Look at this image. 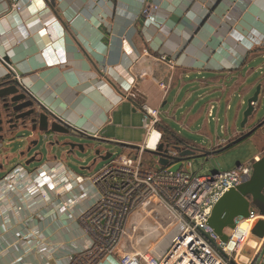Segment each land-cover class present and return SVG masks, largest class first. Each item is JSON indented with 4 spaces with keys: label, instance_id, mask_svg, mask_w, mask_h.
I'll list each match as a JSON object with an SVG mask.
<instances>
[{
    "label": "crops",
    "instance_id": "obj_1",
    "mask_svg": "<svg viewBox=\"0 0 264 264\" xmlns=\"http://www.w3.org/2000/svg\"><path fill=\"white\" fill-rule=\"evenodd\" d=\"M15 2L21 10H11ZM146 2L158 6L151 20L140 17ZM1 58L46 111L102 154L108 144L133 154L148 141L143 104L159 111L165 143L216 154L247 141L246 163L264 153V125L235 141L264 119V0H0V76ZM69 159L40 165L59 184L46 189L47 199L0 186V264H67L71 255L69 264L94 263L82 253L88 238L78 216L95 199L86 178L99 159H82V171ZM19 162L7 163L0 179ZM252 229L236 264H264V236ZM94 264L119 262L108 256Z\"/></svg>",
    "mask_w": 264,
    "mask_h": 264
},
{
    "label": "built area",
    "instance_id": "obj_2",
    "mask_svg": "<svg viewBox=\"0 0 264 264\" xmlns=\"http://www.w3.org/2000/svg\"><path fill=\"white\" fill-rule=\"evenodd\" d=\"M10 7L17 11L22 8L17 2ZM157 8L156 4L146 2L140 17L153 19ZM157 59L171 69L175 67L174 61L165 55ZM15 77L20 80L17 74ZM159 86L164 91L168 88L164 82H159ZM135 89V85L130 88ZM129 95L135 97V92L130 91ZM142 109L148 141L133 154L111 155L100 169L86 178L95 199L78 216L88 238L82 253L94 258V263L115 256L119 264H232L257 216L251 212L249 218L238 219L236 227L228 229L226 242L208 225V218L226 191L249 179L252 162L227 171L198 175L190 170L192 161L186 159L173 172L169 167L176 163L174 159L179 157V151L167 147L162 140L158 129L159 111L147 104H143ZM155 130L158 138L151 148L149 138ZM160 143L167 148L161 153L170 165L162 166L158 161L160 155H153L155 165L147 167L144 155L157 151ZM52 179L42 167L29 172L22 165H16L0 179V186L12 183L11 188L19 193L24 190L47 199L46 189L53 192L59 189L58 182ZM134 214L138 219L131 222ZM243 221H246V229L239 228ZM73 260V255L68 256L67 264Z\"/></svg>",
    "mask_w": 264,
    "mask_h": 264
},
{
    "label": "water",
    "instance_id": "obj_3",
    "mask_svg": "<svg viewBox=\"0 0 264 264\" xmlns=\"http://www.w3.org/2000/svg\"><path fill=\"white\" fill-rule=\"evenodd\" d=\"M1 61L5 63L7 72L0 76V115L3 113L11 115V120L16 123L0 127V157L2 160L0 171L10 161L19 160L21 162L15 163L12 168L22 165L29 172H33L49 158L55 161L67 158L77 159L79 153L84 154L86 151L93 155V161L97 159L106 161L110 158L112 153L109 151L102 154V149L99 147L89 143L85 147L83 144L74 142L73 138H83L84 135L60 118L53 116L51 112L46 111L43 103L37 100L29 88L15 77L12 67L6 62L7 59H1ZM260 90L259 85L253 96L248 99L241 122L242 126L252 114L255 104L258 103ZM27 108L28 110H25ZM262 125H264V119L258 122L250 132L235 141L243 140ZM173 148L179 151V157L174 159L176 163L169 167L173 172H176L181 167L182 161L188 158L208 156L212 153L182 142L179 145L173 144ZM163 150L167 151V148L160 143L157 151L150 152L155 156L160 155L159 164L169 166L168 158L162 156ZM33 163H36V166L29 168ZM251 212L264 216V153L258 160L252 161L249 179L237 188L226 191L216 202L208 218V225L222 242H226L228 238L226 230L234 229L237 219H247ZM252 233L260 238L264 236V220L258 219L255 222ZM232 264L236 263L232 261Z\"/></svg>",
    "mask_w": 264,
    "mask_h": 264
},
{
    "label": "rangeland",
    "instance_id": "obj_4",
    "mask_svg": "<svg viewBox=\"0 0 264 264\" xmlns=\"http://www.w3.org/2000/svg\"><path fill=\"white\" fill-rule=\"evenodd\" d=\"M263 106V105H262ZM262 116L264 114V107H261ZM161 117V115H159ZM83 138H73V141L79 144L87 143ZM104 149H107L113 156L121 154L122 150L119 146H114V144H108L107 146H103ZM249 145L247 141H243L239 145L234 146L233 148L221 152V153H213L208 156L203 157H194L191 159L193 162L192 170L194 173L198 175H204L208 173H212L215 170H231L236 167V161H239L241 164L246 163L248 159H250L251 151L249 149ZM84 159L85 161L89 162L93 160V155H90L89 151H86L84 154L79 153L78 158L69 159L71 167L75 171H82L81 169V161ZM105 164V161L99 160L96 165L95 169H100ZM144 164L147 167H153L154 160L151 158L149 153H146L144 157ZM36 163L30 165L29 168L35 167ZM5 173L4 170L0 172V177ZM138 219L137 214L133 215L131 218V222H134ZM244 244V243H243Z\"/></svg>",
    "mask_w": 264,
    "mask_h": 264
},
{
    "label": "flooded vegetation",
    "instance_id": "obj_5",
    "mask_svg": "<svg viewBox=\"0 0 264 264\" xmlns=\"http://www.w3.org/2000/svg\"><path fill=\"white\" fill-rule=\"evenodd\" d=\"M25 110H28V108ZM25 110H23V111H25ZM11 118H12V116L7 115L6 113H3L2 115H0V120H1L0 127H6L9 125L15 124L16 122L14 120H11ZM9 120H11V121H9ZM167 144L173 148V143L168 141Z\"/></svg>",
    "mask_w": 264,
    "mask_h": 264
},
{
    "label": "bare ground",
    "instance_id": "obj_6",
    "mask_svg": "<svg viewBox=\"0 0 264 264\" xmlns=\"http://www.w3.org/2000/svg\"><path fill=\"white\" fill-rule=\"evenodd\" d=\"M152 134L153 135H151V136L153 137V139H154L155 142L153 143V145L151 146V148H153L155 146L156 140L158 138V131L155 130ZM246 227H247L246 221L241 222V224L239 225V228L240 229H246Z\"/></svg>",
    "mask_w": 264,
    "mask_h": 264
},
{
    "label": "trees",
    "instance_id": "obj_7",
    "mask_svg": "<svg viewBox=\"0 0 264 264\" xmlns=\"http://www.w3.org/2000/svg\"><path fill=\"white\" fill-rule=\"evenodd\" d=\"M158 129H159V127H158ZM162 140H163V138H162ZM176 142V141H175ZM150 152V151H149Z\"/></svg>",
    "mask_w": 264,
    "mask_h": 264
}]
</instances>
